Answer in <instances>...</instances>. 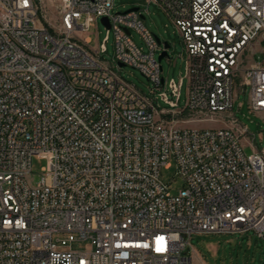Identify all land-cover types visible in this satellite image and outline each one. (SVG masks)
Returning a JSON list of instances; mask_svg holds the SVG:
<instances>
[{"label":"built area","instance_id":"1","mask_svg":"<svg viewBox=\"0 0 264 264\" xmlns=\"http://www.w3.org/2000/svg\"><path fill=\"white\" fill-rule=\"evenodd\" d=\"M146 1L182 37L178 81L156 55L170 58L171 43L140 6L0 0V264H193L195 235L264 237V146L233 111L237 87L264 117V0ZM99 17L115 36L109 62V36L96 47L82 36ZM203 122L222 124L193 125ZM35 156L46 164L33 184ZM171 168L177 193L163 177Z\"/></svg>","mask_w":264,"mask_h":264},{"label":"rangeland","instance_id":"2","mask_svg":"<svg viewBox=\"0 0 264 264\" xmlns=\"http://www.w3.org/2000/svg\"><path fill=\"white\" fill-rule=\"evenodd\" d=\"M140 6L144 10V23L146 27L163 41H169V56H164L161 63L164 67V75L167 79L174 77L177 81L181 75L186 73L187 52L182 41V37L176 25L172 22L166 12L158 4H148L146 0H114L113 11H126L132 7ZM147 9V10H146ZM54 19V18H52ZM133 40L147 49L146 43L141 38L139 32L131 29ZM82 36L91 37V46L96 47L107 36L109 40L106 43L107 51L102 53L105 62L113 60L115 50L114 32L102 22L101 17L93 21L87 32ZM257 56H264V41L257 45ZM157 57L159 52H157ZM123 78L142 89L146 94L151 95L150 89L153 86L150 80L138 69L130 65H123L120 68L115 67ZM238 96L234 101L233 111L240 121L247 125L251 137L255 136V143L264 146V117L261 113L254 112L249 107V93L240 91L236 87ZM181 105L185 103L187 96V78H184L181 90ZM164 104V103H162ZM165 105V104H164ZM220 122L193 123L196 126L221 125ZM251 151V148L246 150ZM46 159L35 156L33 158L31 180L33 184L43 175V166ZM174 168L164 169L163 177L167 182H172L171 192L177 193V188L181 186V179L174 180ZM193 264H264V237H258L253 232L234 233V234H204L195 235L192 239ZM75 249H84L88 247L87 242H79L73 245Z\"/></svg>","mask_w":264,"mask_h":264},{"label":"water","instance_id":"3","mask_svg":"<svg viewBox=\"0 0 264 264\" xmlns=\"http://www.w3.org/2000/svg\"><path fill=\"white\" fill-rule=\"evenodd\" d=\"M137 9H138V7L136 6V7L130 8L128 10H137ZM101 20H102L103 23H105L107 26H109V22H108L107 17H102ZM157 40L159 42H161V40H160V38L158 36H157ZM164 43H165V46L166 47H169V42L168 41H164ZM166 54H167V51H163L162 54L159 55V59L161 60ZM120 65L123 66L124 64L123 63H120Z\"/></svg>","mask_w":264,"mask_h":264}]
</instances>
